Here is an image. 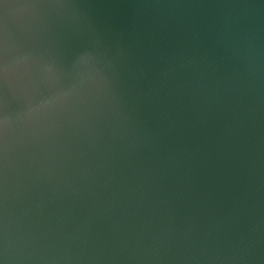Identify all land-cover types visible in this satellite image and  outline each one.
Segmentation results:
<instances>
[{
    "label": "water",
    "instance_id": "95a60500",
    "mask_svg": "<svg viewBox=\"0 0 264 264\" xmlns=\"http://www.w3.org/2000/svg\"><path fill=\"white\" fill-rule=\"evenodd\" d=\"M0 264H264V0H0Z\"/></svg>",
    "mask_w": 264,
    "mask_h": 264
}]
</instances>
